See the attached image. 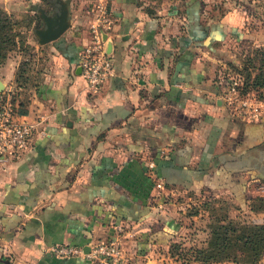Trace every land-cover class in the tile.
Wrapping results in <instances>:
<instances>
[{"label": "crops", "instance_id": "obj_1", "mask_svg": "<svg viewBox=\"0 0 264 264\" xmlns=\"http://www.w3.org/2000/svg\"><path fill=\"white\" fill-rule=\"evenodd\" d=\"M108 6L112 72L97 92L78 68L87 21L73 12L41 44L52 63L18 113L35 126L27 147L0 161V264H95L48 248L136 243L176 186L243 198L264 186V114L245 121L216 103L224 82L211 55L227 26H207L192 0Z\"/></svg>", "mask_w": 264, "mask_h": 264}, {"label": "rangeland", "instance_id": "obj_2", "mask_svg": "<svg viewBox=\"0 0 264 264\" xmlns=\"http://www.w3.org/2000/svg\"><path fill=\"white\" fill-rule=\"evenodd\" d=\"M50 1L0 0V8L16 21L15 26L25 40L23 43L25 47L22 50H11L0 62V78L4 81L0 98H8L16 113L20 103L21 106L26 105L34 86L42 78V73L52 63L47 51L36 42L33 34V30L42 27L43 23L37 11L32 9V6L36 5L44 8L48 14L53 13ZM108 1L72 0V6H69V0L68 18H71L74 12L75 15L77 14L74 19L89 22L96 12V4L105 3L109 8ZM138 1L147 11H150L162 2L172 0ZM192 1L196 3L201 20L207 26L211 25L213 28L219 26L221 30L222 24L227 26V32L221 34V38L214 43V47L218 48L217 53L213 52L211 56L224 82L222 94L231 76L237 78L239 89L243 81L251 80L256 72L252 66L255 63L253 48L264 47V0ZM8 58V70L3 73L1 66ZM16 76L17 79L14 80ZM252 91L239 92L252 94L259 99L264 96L263 86L254 87ZM227 108L230 110L228 106ZM230 111L241 119L237 112ZM260 184L255 182L253 187L245 193L244 198L242 196L239 199L227 192L203 194L191 191L189 193L182 186H176L172 192L161 193L158 197L160 205L157 208L158 227L155 226L157 228L154 231L168 236V241L150 245V242H126L125 238L118 240L124 258L122 264H197L190 255V251L183 250L188 247L206 245L209 231L207 224L212 219L226 216L240 222H264V186ZM170 241L175 244L174 247L172 246L174 251H170ZM211 264H264V252L252 263L233 261L229 258L220 259Z\"/></svg>", "mask_w": 264, "mask_h": 264}, {"label": "built area", "instance_id": "obj_3", "mask_svg": "<svg viewBox=\"0 0 264 264\" xmlns=\"http://www.w3.org/2000/svg\"><path fill=\"white\" fill-rule=\"evenodd\" d=\"M113 18L105 3L96 4V12L88 22L87 39L78 50V65L88 90L97 92L111 75L112 60L104 51L105 38ZM238 80L231 76L222 94L224 103L239 114L245 121L258 120L264 113V96L259 99L252 94H241ZM36 121L18 119L11 101L0 98V161L8 156H15L28 145V139ZM152 165V162H149ZM155 186L162 184L155 181ZM49 252L60 257L82 256L95 264H122L123 253L117 238L100 239L88 245L87 250L71 244H54Z\"/></svg>", "mask_w": 264, "mask_h": 264}, {"label": "trees", "instance_id": "obj_4", "mask_svg": "<svg viewBox=\"0 0 264 264\" xmlns=\"http://www.w3.org/2000/svg\"><path fill=\"white\" fill-rule=\"evenodd\" d=\"M16 21L9 14L0 8V62L3 61L11 50H22L25 40L20 31L15 26ZM255 63L252 66L256 72L252 79L239 86L240 92L254 90V87H264V47L253 48ZM17 79V76L14 80ZM37 85V84H36ZM35 85V86H36ZM24 106L18 108L17 113L24 112ZM242 198V194L236 196ZM207 226L209 227L206 245L195 248H180L183 251H190V255L197 264H211L220 259H231L244 263L256 261L264 252V222L234 221L226 216L212 219ZM156 231L149 234L143 232L141 240L138 242H167L168 236H163ZM170 251H174V243L169 242ZM176 247V246H175ZM180 254V253H179Z\"/></svg>", "mask_w": 264, "mask_h": 264}, {"label": "water", "instance_id": "obj_5", "mask_svg": "<svg viewBox=\"0 0 264 264\" xmlns=\"http://www.w3.org/2000/svg\"><path fill=\"white\" fill-rule=\"evenodd\" d=\"M69 0H57L58 7L57 10L53 13L48 14L44 8L41 6L33 5L32 9L36 10L38 13V17L42 20L43 26L39 28H35L33 30V34L36 37V42L38 44H43L48 41L55 39L59 36L63 30L69 25L68 18V5ZM102 38L105 39L104 42V51L110 54L111 50V42L108 38H105V33H102ZM80 69V66L78 65ZM3 82L0 79V91L3 89ZM223 98L219 97L216 100V103L222 104Z\"/></svg>", "mask_w": 264, "mask_h": 264}, {"label": "flooded vegetation", "instance_id": "obj_6", "mask_svg": "<svg viewBox=\"0 0 264 264\" xmlns=\"http://www.w3.org/2000/svg\"><path fill=\"white\" fill-rule=\"evenodd\" d=\"M50 3H51V7H52V12L56 11L57 6H58L56 0H51Z\"/></svg>", "mask_w": 264, "mask_h": 264}]
</instances>
